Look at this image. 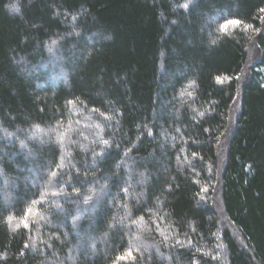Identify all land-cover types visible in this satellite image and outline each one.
<instances>
[{
    "label": "trees",
    "instance_id": "16d2710c",
    "mask_svg": "<svg viewBox=\"0 0 264 264\" xmlns=\"http://www.w3.org/2000/svg\"><path fill=\"white\" fill-rule=\"evenodd\" d=\"M262 9L0 0V264H264Z\"/></svg>",
    "mask_w": 264,
    "mask_h": 264
},
{
    "label": "rangeland",
    "instance_id": "374dc122",
    "mask_svg": "<svg viewBox=\"0 0 264 264\" xmlns=\"http://www.w3.org/2000/svg\"><path fill=\"white\" fill-rule=\"evenodd\" d=\"M250 57H255L256 60L259 58L260 56V52H258L254 47L250 50ZM255 60V61H256ZM264 75V74H263ZM239 99L240 97H238L237 101H236V104L233 106V108L235 109V111L238 109L239 105H240V102H239ZM235 116H236V113H235ZM59 128V129H58ZM73 125L69 124L68 126V133L73 131ZM62 128H61V125L59 127H53V128H49L48 130H39V131H36L37 134H46V135H50L52 133H55L57 134V139L59 141H65L66 139V136H67V132L65 133V129L63 130V132L61 131ZM207 190V189H205ZM60 191V190H59ZM59 191H56L55 189H53L52 193L53 194H58ZM207 192V191H206ZM206 194V193H205ZM222 192H221V189H217L214 193V196H213V200L215 201V203H217V207L219 209V213H220V220H221V223L223 224V227H227V222L225 220V213H224V210H223V205H222ZM33 209V212L31 213V215L28 216V228L29 230H31L33 227H34V224L39 222V221H43V215H42V211L39 207H32ZM9 218V223L11 225L12 228H17V227H21V226H24V223H23V220H24V217H14V216H10ZM232 229L234 230V233L236 236H238L239 239H241V236L238 234V232L236 231V229H234V227H232ZM132 249H139V246L138 245H135L133 246Z\"/></svg>",
    "mask_w": 264,
    "mask_h": 264
},
{
    "label": "snow or ice",
    "instance_id": "6c2138e0",
    "mask_svg": "<svg viewBox=\"0 0 264 264\" xmlns=\"http://www.w3.org/2000/svg\"><path fill=\"white\" fill-rule=\"evenodd\" d=\"M183 7L188 8V4L187 3L184 4ZM12 8L19 11V8L17 5H12ZM261 11H264V9H262ZM73 19H75V18H73ZM241 23H242V21L235 19V18L224 19L223 23L220 25V31L227 32V30L230 26H232V27L239 26V25H241ZM53 44H55V41H53ZM49 49L51 50V45L49 46ZM149 134H151V133H149ZM104 143L107 144L108 141H104ZM52 175L56 176L57 173L53 172ZM125 191H126V189H125ZM91 198H92L91 196L85 198L84 203H88V200H90ZM32 212H33V209L31 207L27 208L25 211V216H24V220H23L25 227L28 226V216L31 215ZM9 219H11V218H9ZM129 258L134 259V256H133L131 249H128V250H126L125 253L118 255L114 261V264H120V261H127Z\"/></svg>",
    "mask_w": 264,
    "mask_h": 264
}]
</instances>
